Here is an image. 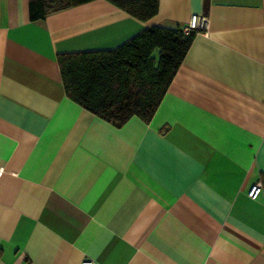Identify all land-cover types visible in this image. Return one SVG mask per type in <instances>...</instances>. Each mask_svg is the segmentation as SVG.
Masks as SVG:
<instances>
[{
    "label": "crops",
    "instance_id": "1",
    "mask_svg": "<svg viewBox=\"0 0 264 264\" xmlns=\"http://www.w3.org/2000/svg\"><path fill=\"white\" fill-rule=\"evenodd\" d=\"M205 16L149 122L69 99L57 55ZM262 183L256 199L247 192ZM0 264H264V0H0Z\"/></svg>",
    "mask_w": 264,
    "mask_h": 264
},
{
    "label": "trees",
    "instance_id": "2",
    "mask_svg": "<svg viewBox=\"0 0 264 264\" xmlns=\"http://www.w3.org/2000/svg\"><path fill=\"white\" fill-rule=\"evenodd\" d=\"M92 0H29L31 21ZM133 17H155L159 0H106ZM196 33L153 25L111 50L57 55L69 99L115 127L136 116L149 122Z\"/></svg>",
    "mask_w": 264,
    "mask_h": 264
},
{
    "label": "built area",
    "instance_id": "3",
    "mask_svg": "<svg viewBox=\"0 0 264 264\" xmlns=\"http://www.w3.org/2000/svg\"><path fill=\"white\" fill-rule=\"evenodd\" d=\"M209 28L208 19L205 16L192 15L189 22L183 27L184 33L188 34L189 31H204L207 34ZM262 191V183L257 182L247 192V195L251 199H256Z\"/></svg>",
    "mask_w": 264,
    "mask_h": 264
}]
</instances>
